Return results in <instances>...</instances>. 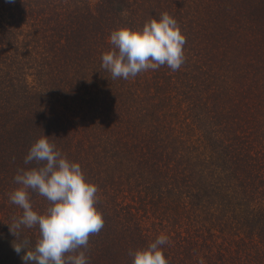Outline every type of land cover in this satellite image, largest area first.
Returning a JSON list of instances; mask_svg holds the SVG:
<instances>
[{"label":"trees","instance_id":"16d2710c","mask_svg":"<svg viewBox=\"0 0 264 264\" xmlns=\"http://www.w3.org/2000/svg\"><path fill=\"white\" fill-rule=\"evenodd\" d=\"M164 12L185 64L113 80L111 32ZM44 135L99 188L89 264L161 234L169 264H264V0H0V264H24L8 194Z\"/></svg>","mask_w":264,"mask_h":264},{"label":"clouds","instance_id":"9594fccd","mask_svg":"<svg viewBox=\"0 0 264 264\" xmlns=\"http://www.w3.org/2000/svg\"><path fill=\"white\" fill-rule=\"evenodd\" d=\"M109 39L113 49L102 55L101 66L113 80H128L162 66L175 72L186 62V37L167 12L145 22L141 29L114 30ZM33 161L37 167L18 170L14 182L19 187L8 194L10 203L23 210L9 225L16 237L14 251L23 253L24 264H89L90 236L99 234L105 225L96 207L98 186L87 181L81 165L70 161L46 135L33 143L24 163ZM33 192L49 202L43 214L33 209ZM33 228H38L39 235L30 247L31 242L21 234ZM167 243L169 237L161 234L146 248L130 251L132 264H169L162 248ZM199 264H204L203 259Z\"/></svg>","mask_w":264,"mask_h":264}]
</instances>
